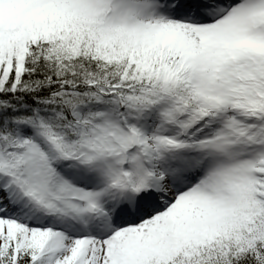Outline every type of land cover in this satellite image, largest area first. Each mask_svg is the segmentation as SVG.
I'll return each instance as SVG.
<instances>
[{
  "label": "snow or ice",
  "instance_id": "1",
  "mask_svg": "<svg viewBox=\"0 0 264 264\" xmlns=\"http://www.w3.org/2000/svg\"><path fill=\"white\" fill-rule=\"evenodd\" d=\"M0 264H264V0H0Z\"/></svg>",
  "mask_w": 264,
  "mask_h": 264
}]
</instances>
